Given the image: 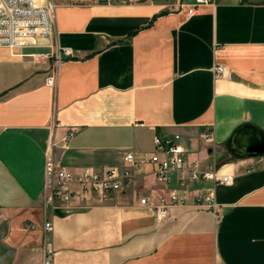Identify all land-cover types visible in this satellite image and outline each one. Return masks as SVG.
Segmentation results:
<instances>
[{"label":"crops","instance_id":"0c3cea01","mask_svg":"<svg viewBox=\"0 0 264 264\" xmlns=\"http://www.w3.org/2000/svg\"><path fill=\"white\" fill-rule=\"evenodd\" d=\"M195 3L61 0L40 41L70 51L58 65L36 56L41 45L0 46V264H44L45 240L52 264H264V154L230 146L244 125L264 131V0L189 14ZM174 133L203 171L231 181L189 183L162 221L168 188L148 163L107 197L46 202L51 141L57 164L77 173L120 168L129 152L144 161L156 135ZM209 194L217 213L196 201Z\"/></svg>","mask_w":264,"mask_h":264},{"label":"built area","instance_id":"2783aa9c","mask_svg":"<svg viewBox=\"0 0 264 264\" xmlns=\"http://www.w3.org/2000/svg\"><path fill=\"white\" fill-rule=\"evenodd\" d=\"M220 0H196L189 7L188 13L194 14L199 4L216 3ZM56 3L53 0H0V46H37L39 40L48 38L53 30V19L56 11ZM178 8L183 9L181 4ZM68 49H58L54 55L55 64L62 61V55H68ZM35 57V55H33ZM39 58H49L47 53H39ZM223 67H216L217 75L223 72ZM48 84L53 83V75L47 79ZM75 133V129L69 130L63 138L66 142ZM210 134L205 138L208 140ZM54 143L51 141L47 147L45 161V187L46 202L53 204L56 198L64 202L80 199L91 193H97L101 197H107L122 189L131 181L139 171L141 164L151 165L156 177L166 184L168 196L160 199L156 217L164 220L169 209L175 205H184L189 193V183L200 180H212L221 183H229L231 175L220 176L216 171H203L199 161L194 157L193 151L187 149L182 142V136L178 133L172 135H156L154 146L148 158L139 161L134 152L125 156V164L122 167H113L106 171L85 169L80 172H72L57 164L53 156ZM172 173L179 175L177 185L171 187ZM75 187V188H72ZM198 205L206 206L214 213L218 212L213 194L197 196ZM149 200L141 198L140 203L147 205ZM33 227V226H31ZM46 231L51 230L50 222L44 224ZM44 264H52L55 250L51 241L44 242Z\"/></svg>","mask_w":264,"mask_h":264},{"label":"water","instance_id":"95a60500","mask_svg":"<svg viewBox=\"0 0 264 264\" xmlns=\"http://www.w3.org/2000/svg\"><path fill=\"white\" fill-rule=\"evenodd\" d=\"M231 150L239 156L253 157L264 154V131L248 124L240 127L230 140Z\"/></svg>","mask_w":264,"mask_h":264},{"label":"rangeland","instance_id":"374dc122","mask_svg":"<svg viewBox=\"0 0 264 264\" xmlns=\"http://www.w3.org/2000/svg\"><path fill=\"white\" fill-rule=\"evenodd\" d=\"M53 1L57 5L58 4V1H61V0H53ZM176 8H178V7H175V6L172 7V9H176ZM40 41H43V40H39V42H37L38 45H41ZM41 46L44 47V49H42V52L41 53H47L48 56H49V58H46V60H51L52 62H55L54 55H55L56 51H55V48L53 47V45L52 46L51 45H46L47 46L46 47L45 45L42 44ZM39 59H43V58H39Z\"/></svg>","mask_w":264,"mask_h":264}]
</instances>
